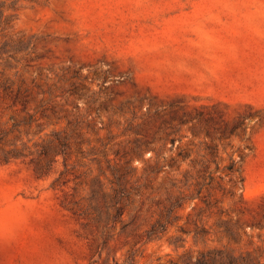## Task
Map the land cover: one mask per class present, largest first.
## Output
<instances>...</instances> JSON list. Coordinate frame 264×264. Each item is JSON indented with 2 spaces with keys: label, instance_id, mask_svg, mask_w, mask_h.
Returning <instances> with one entry per match:
<instances>
[{
  "label": "rangeland",
  "instance_id": "1",
  "mask_svg": "<svg viewBox=\"0 0 264 264\" xmlns=\"http://www.w3.org/2000/svg\"><path fill=\"white\" fill-rule=\"evenodd\" d=\"M0 264H264V0H0Z\"/></svg>",
  "mask_w": 264,
  "mask_h": 264
}]
</instances>
